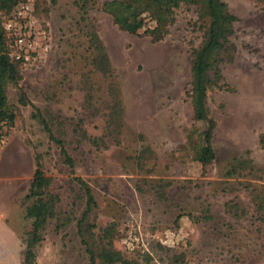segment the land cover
Returning <instances> with one entry per match:
<instances>
[{
  "label": "rangeland",
  "instance_id": "obj_1",
  "mask_svg": "<svg viewBox=\"0 0 264 264\" xmlns=\"http://www.w3.org/2000/svg\"><path fill=\"white\" fill-rule=\"evenodd\" d=\"M26 1L32 6L30 24L36 45L28 62L20 63L17 86L6 88L15 120L9 128L0 127V231L4 221L16 232L12 247L18 253H10V244L0 232V264L4 256L10 264H20V239L31 214L27 211L30 202L23 197L34 154L41 155L44 174L52 181L51 190L70 215L77 195L56 147L31 116L30 105L47 121L53 135L64 141L74 162V174L90 186L96 202L95 223H119L113 248L126 260L134 264H264V223L252 220L249 214L234 220L223 209L224 202L233 198L248 212L246 192L220 193L227 181H234L221 177L226 164L244 152L249 153L256 170L242 183L253 184L254 179L255 185L264 186V150L257 143L264 131V0H221L236 18L229 38L234 53L230 62L219 66L227 89L207 93V109L215 122V159L205 170L181 149L187 131L197 126L188 98L190 52L200 43L203 32L195 6L180 5L167 35L150 43L141 34L118 30L99 10L105 0H94L96 6L88 17L118 75L123 106L120 138L105 139L104 146L98 143L95 148L85 140L79 142L68 131L81 128L95 139L101 137L102 124L100 117H85L79 123L82 92L77 80L86 67L82 24L74 0ZM5 45L10 56L15 48L9 41ZM20 97L26 102L24 106ZM145 146L158 160L148 177L136 166V155ZM160 179L170 184L167 202H159L150 190ZM81 208L77 203L75 215ZM130 227L137 229L151 256L140 248L132 253L122 249L123 232ZM166 231L178 233L174 248L157 241ZM35 253V264H86L72 225L60 233L48 226ZM181 254L183 261L175 263L173 259Z\"/></svg>",
  "mask_w": 264,
  "mask_h": 264
},
{
  "label": "trees",
  "instance_id": "obj_2",
  "mask_svg": "<svg viewBox=\"0 0 264 264\" xmlns=\"http://www.w3.org/2000/svg\"><path fill=\"white\" fill-rule=\"evenodd\" d=\"M25 1L0 0V127L9 128L15 120V114L7 104L6 88L17 86L20 81L21 63L10 58L6 50V41L10 42V39L6 36L3 24L10 17L14 7ZM73 3L82 24L83 65L86 67V71L81 72L77 80L82 92L80 104L82 113L79 123L81 124L85 117H100L102 124L101 137L95 139L89 138L81 128L68 131L73 133L79 142L85 140L98 148V143L104 146L105 139L118 141L122 134L123 106L120 81L95 26L88 17L89 12L96 6L95 1L74 0ZM182 4L197 8V18L203 24V32L200 43L190 52L188 98L192 120L197 126L187 131L181 149L201 170H205L213 165L215 159L212 146L215 122L207 109V93L227 89V85L222 81L219 66L233 58L234 46L229 38L233 34L235 16L221 0H105L100 4L99 10L109 16L118 30L130 35L141 34L147 37L150 43H158L167 35L169 27L174 22L175 10ZM91 76H94L95 80H92ZM19 100L21 106L26 104L21 97ZM30 107L33 111L31 116L36 117L48 141L56 147L60 163L68 169L70 182L76 188L77 195L70 207L72 212L70 215L69 211L60 207L59 196L51 190L52 181L44 174L41 155L34 154L33 171L23 197L25 201L30 202L27 211L31 214L27 218L28 229L20 239L23 246L20 264H35V249L50 225L55 233H60L70 225L73 226L86 264H134L113 248L119 223L111 221L99 226L95 223L96 202L90 186L74 174V162L64 141L54 136L40 112L34 106ZM2 137L0 135V139ZM257 143L259 148L264 150V131L258 135ZM157 161V156L147 146L136 155V166L141 169L140 171L144 170L146 175L153 173ZM255 170L256 167L248 152L233 156L226 164L221 177L236 182L227 181L220 193L228 195L244 190L250 210L247 212L242 202L232 198L233 200L230 199L223 204L225 214L234 220L249 214L252 220L262 224L264 186L255 185L254 179L253 184L242 183V179L251 176ZM140 181L143 187L145 180L142 178ZM169 187L170 184L160 179L150 186V190L159 202H167ZM136 191L139 195L143 194L137 187ZM236 196L237 194L234 195ZM77 203H80L82 208L79 214L75 215L73 209L77 208ZM145 253L150 255L149 248ZM143 260L147 262L149 259L144 256ZM173 261L175 263L183 261V255L174 258Z\"/></svg>",
  "mask_w": 264,
  "mask_h": 264
},
{
  "label": "built area",
  "instance_id": "obj_3",
  "mask_svg": "<svg viewBox=\"0 0 264 264\" xmlns=\"http://www.w3.org/2000/svg\"><path fill=\"white\" fill-rule=\"evenodd\" d=\"M32 6L27 1L18 3L10 17L4 22L3 27L7 38L10 39L12 47L15 51L10 54L15 61H21L23 64L28 62V54L34 52L35 38H32V27L30 24V14ZM137 229L127 228L124 230L121 238V247L127 253H132L137 249L147 251L146 243L141 238ZM178 233L176 231H166L162 238L157 239L161 246L174 248L177 245ZM187 264V263H182Z\"/></svg>",
  "mask_w": 264,
  "mask_h": 264
},
{
  "label": "crops",
  "instance_id": "obj_4",
  "mask_svg": "<svg viewBox=\"0 0 264 264\" xmlns=\"http://www.w3.org/2000/svg\"><path fill=\"white\" fill-rule=\"evenodd\" d=\"M2 222V221H1ZM3 223V228L0 232H2L1 234H4L5 235V241L9 242V247H10V253H12V255L14 254L13 252L16 251V254L18 253L16 249H13L14 247L13 246V239H16L17 235H16V232L13 231L11 229V227L8 225V223L6 222H2ZM6 227V228H5ZM8 252H9V249H7ZM9 257L8 256H4V260H1V264H10V260H8ZM14 261V260H13Z\"/></svg>",
  "mask_w": 264,
  "mask_h": 264
}]
</instances>
